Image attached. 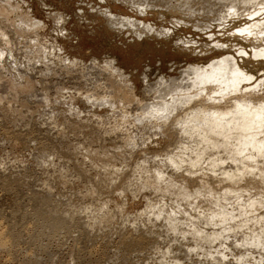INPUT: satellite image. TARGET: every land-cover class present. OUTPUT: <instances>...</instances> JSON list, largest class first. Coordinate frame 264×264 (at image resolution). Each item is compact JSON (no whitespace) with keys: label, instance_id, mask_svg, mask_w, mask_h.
I'll return each mask as SVG.
<instances>
[{"label":"bare ground","instance_id":"6f19581e","mask_svg":"<svg viewBox=\"0 0 264 264\" xmlns=\"http://www.w3.org/2000/svg\"><path fill=\"white\" fill-rule=\"evenodd\" d=\"M116 1H120L121 3L126 4L127 6L131 7L133 10H135L134 13L139 16L145 15L148 10V7H152L150 3L146 2V0H116ZM153 1H156L157 4H159V6L160 4L161 6L162 4H165L166 5V6L164 5L165 7L168 6V7H175L178 9H182V11L185 10L189 14L195 13L196 11H200L203 8H207L208 12L212 13L214 11H217L216 13H218V15L221 14L223 16L248 15L249 18H252V20H250L247 25H244V26L242 25L243 27L238 29L239 30L238 33L242 34L241 36L242 38H244V40L247 39L249 40V42H251L252 50L254 51L252 55H256L255 57H257L258 55H262V56L264 55V16L262 18H259L258 20H255L256 15L264 14V6H262L264 5V0H177V1L153 0ZM205 12L206 11L203 12V15ZM104 13L106 14L108 18L107 20L109 24H111V26H114V27L115 26H121V27L126 26L127 28L130 27L133 29V31H135L136 35L140 37L146 33L162 32L158 28L151 26L150 24L146 23V21L141 20L137 18L136 16H121L111 11H105ZM184 13L182 15H184ZM160 15L159 17L163 18V16H160ZM223 16L221 17L224 19ZM55 18L56 20H58V23H59V20L61 21L62 19H64L63 17H61V15H57V14L55 15ZM176 19L177 17L176 18L174 17V20ZM185 21L187 22V20ZM198 22L201 23L199 19H198ZM223 22L225 23L226 21H223ZM206 23L208 24V26L211 24V22L210 24L209 22H206ZM224 23L222 24L224 25ZM45 26H46L45 21L40 20L39 18L33 16L31 12L25 9L24 5H21L19 2L14 1V0H0V104L7 103L9 106V109L8 107L7 108L3 107L5 110H8V112L2 114L1 113L2 109H1L0 115L4 116L7 114V116H10L8 117V121H9V118L12 119L14 115H16L17 117V115H19L20 113L22 114L24 112L23 114H25L28 108L27 107L28 101L31 100L29 99L30 97H35L33 98V100H36L37 98L38 99L41 98L38 101L36 100L35 104L37 102V103H41L42 106L43 105L45 106L47 104L49 105L52 102L51 98H53V96L50 98L51 96L50 94L52 92H49V89L50 88L52 89L53 84L50 83L52 86L51 87L48 86L47 84L49 82L48 79H50V77H53L54 75L58 76V74L60 73L64 74L65 77L66 76H68V78L70 77V79L73 80L72 81L73 84L71 83L72 84L71 86L75 88L76 94L80 95L82 99H85L87 103H90L93 107L98 106L99 108L101 107L108 108V110L105 109L106 110L105 113L103 112L102 114L101 113L98 114V112H96V109H95L94 114L92 115L90 114L91 116H93L92 119L93 118L96 119L95 121L96 125L93 119L92 123L89 122V125L90 123L92 124L89 129H91L92 126L94 128V125H95V127L99 130V132L103 134V135H100L101 136L100 138H102L103 136H106V134L112 133L113 131L116 132L115 128L116 129L119 128L121 131L120 133L115 134V135L119 134V137L117 139H120V144L119 146L112 148V150L105 149V147H103V144H102L101 145L102 149L99 152L95 151L96 152L95 153L91 148H85L84 146L83 148L80 147L81 143L78 146L83 149L84 157L87 160H89L87 162H91L94 165V167L96 166L100 168V170L102 171L104 169V171L107 172V173H104L105 175L106 174L108 175L111 173V172L108 173V170L109 168L111 170V167H112L115 173L118 174V175L115 174L116 177L115 179H112V181L118 180V183L116 185L118 186L119 184L118 187H120L121 189L128 191V189L131 188L130 186H132L131 189H133L134 192H141L144 189L151 190L153 195L152 194L150 195H152L153 197L151 198L147 195L146 197L147 207L144 210H142L140 215L137 216L136 220L129 221L127 218L124 219V216L127 215V212L125 211V207L123 208L122 206H121L122 208L120 207L121 214H119V218L120 220H123L122 224L124 225L130 223L128 224L129 227L126 229L129 230L131 226L132 229L129 231L131 232L132 230L135 231V233L132 232V234L134 233L135 235L137 232H140L139 237H142L143 239H145V240L140 239L142 242H147L149 244H155L156 246H154V248L158 250L160 249V251L159 252L157 251V252L159 255L158 259L160 260V262H162V264L164 263L167 264L168 262H170L169 264H264V100L258 99L260 96L264 95V88H262L264 86V75L258 77L248 72L246 68L240 65L239 58L243 57V55L245 56V53H246V56H248V51L244 50L241 47L240 50L236 51V54L228 53L223 56L217 57L207 63H202V64L189 63L186 66H184L181 70H179L180 72L178 75L166 76L164 74H158L155 80L152 82L149 80L148 74L144 73L141 76L142 78L141 80L144 81L143 83L144 87L142 86L141 88L143 89L142 93H144V95L148 97H145L144 99H142L141 97L140 99L137 96L138 94H136L137 86L132 80V74L128 73L123 67H121V65L119 64L116 58H106L104 60L99 61L98 58L92 57V61L86 64L82 58L77 59V58H72L71 56H67V54L65 53L64 47L60 46L61 44H59L58 41H55V42L49 41L46 36L42 35L41 31L42 29L45 28ZM165 29L167 30V28ZM168 31H171V30H168ZM209 36L211 35L209 34ZM33 40L34 42H32ZM56 50H58L60 54H58ZM50 56H53V57H50ZM48 61H50V63H47ZM35 75H37L38 78L40 77L38 80L36 79V81H35ZM253 77H255V79H253ZM35 82H38L40 85L36 84ZM59 84H56V85H59ZM38 85L39 87L42 85V87H40L42 92L41 91L38 92L37 91L38 88H35L36 86L38 87ZM64 87L65 85L63 84L61 89L66 90V88ZM57 89H60L59 86ZM71 89L72 91H74L73 88ZM48 92L50 96L48 95ZM53 92H56V90ZM63 92L65 91L63 90ZM67 92L69 93L70 91H67ZM58 94L59 93L57 92V95ZM61 95H63L64 97V94H61ZM70 95L72 94L70 93ZM74 96L76 97V95ZM57 97L54 99H57ZM19 98L23 99L22 102ZM229 99H231L233 103L230 107H225L224 105L227 104V101ZM17 100L18 102L19 101L20 102L17 103L16 102ZM63 101H66V100H64L63 98ZM63 101H60V103ZM214 101H221L222 103H213ZM32 103L34 102L32 101ZM56 103H58V101ZM30 104L28 105L30 106V109H31ZM67 104L71 105L70 107L71 111H75L76 110L75 107L78 108L77 106L73 107L72 106L73 104L72 102L70 103V101L67 102ZM36 106L37 105H35L34 107ZM38 110L41 111L40 108ZM18 111H20L19 114H17ZM28 111L30 112V110ZM35 111H37V109ZM52 111L49 112V114H45L47 115L49 119L51 118L50 116H52L51 114ZM79 112H81V110ZM77 113L78 112H76V114ZM30 114L31 113H29V115ZM72 115H75V114H73L72 112ZM43 116L44 115H42L41 117ZM68 116H67V120L69 118H72ZM76 116L82 118L80 114ZM75 118L73 119L75 120ZM1 119H4V118H1ZM62 119H64L63 116H62ZM86 119L87 117L85 118V121H87ZM37 120H39V116ZM76 120L74 122L75 123L74 127L77 128L80 125L79 127L80 129L81 125L84 124V122L82 121L83 118L82 120L81 119L79 120L83 122V124H79L81 122L77 123ZM15 121H19V120H15ZM10 122L11 121H9V124ZM51 122L52 121H50V123ZM14 125H17V124H14ZM84 125H87V124H84ZM70 126L68 127L70 128ZM63 128H65V125ZM73 128L72 130H74ZM84 128L86 129V127ZM96 128L94 129L96 130ZM59 132H57V134ZM63 132H64V129H63ZM92 132L90 133L92 134ZM61 133L62 132H60V134ZM110 135H107V136H110ZM91 136L92 138L95 137V139L96 137L99 138V136H96V135H91ZM147 136L149 137L159 136V137H163V139L166 137L170 139V141L168 140V144L172 145V147L174 145V147L173 149L171 147L170 149H167V150L164 149V152L166 151V153H162L161 150H160L161 153H159L158 151H157L158 153L155 152L156 154H154L153 156L155 157L154 159H157L158 156L160 159L158 158L159 160L158 161L156 160L157 162L154 160L155 161L154 163H156L154 165L152 163H149V162H152L153 160L148 162L149 159L148 157H146L147 155L143 153L144 155H146L143 157L144 161L142 160L143 161L142 163L136 162L139 164H136V166L135 165L133 166L131 159L134 158V160L137 161L135 159V155H137V153H138L137 157H140L142 155L141 151L145 152L146 150H149L147 149V147L146 148L144 147L146 142H148L149 140ZM85 137H88V140L89 139L91 140V138H89L90 136L87 135ZM146 138H148V140ZM92 140H94V138ZM99 140L101 139H98V141ZM56 144L57 143L53 141L50 144H46V143L44 144L46 145L47 153L46 152L45 153L47 157L51 155L50 152L52 150L50 149V152H48L49 150L47 149L50 146L56 147ZM97 144H99V142ZM168 144L166 146H169ZM48 145L50 146L48 147ZM54 147H51V148H54ZM36 148L37 150L35 151H38L37 146ZM60 149L62 150V148ZM52 151H57V150L55 148ZM139 152H141V155L139 154ZM40 153H37L36 155H41ZM149 153H154V151L153 152L149 151ZM63 156H65V154ZM66 156L68 155L66 154ZM148 156L150 155L148 154ZM47 157L42 159L43 163L44 162L53 163L54 159H52L53 161L52 160L50 161L49 160L50 158L49 157L47 158ZM70 157L72 158V155ZM70 157H69V161H71ZM153 157L150 156V159H153ZM73 159L74 158H72V161ZM129 160L131 161V163L128 164ZM52 163L50 164L51 166L55 165L54 163L53 164ZM124 163L127 166L126 170H131V171L127 172L123 169ZM148 164H150V166ZM5 166H4V169H5ZM63 166L61 165L60 167H62L63 169ZM48 167L49 166H47V169ZM55 167L58 168L57 166ZM87 167H88V164H87ZM129 167L130 169H128ZM7 168L9 169V167H6V169ZM50 168L51 167H49L48 169L49 171H50ZM45 169H43V171ZM47 169L45 171H47ZM1 171L0 173H2ZM78 172L80 174V171ZM97 172L99 173V171ZM8 173L10 172L8 171L7 174L2 173V175L1 174L0 175L2 176V178H3V174H5L6 176L15 175V174L9 175ZM30 173H29L30 176H32L33 173L32 172ZM49 174H52V173H49ZM81 174H83V172ZM123 174L124 176L122 177L121 175ZM38 175L40 174H37V176ZM53 175L51 176L53 177ZM20 176L21 175H19L18 177L20 178ZM30 176L29 178L27 177V179L29 181H32L31 180L32 178H30ZM77 176H78V173H77ZM79 177L80 179L82 178L81 176ZM111 177L114 178V174H112ZM7 178H8V182H12V181H9V177ZM12 178H16V177H12ZM12 178L10 179L13 180ZM44 178L45 177H43V179ZM55 178L53 179L55 180ZM105 178L107 179V177ZM24 179H25L24 181H26V178ZM36 180L38 181V179ZM39 181L42 184L46 183V181L45 182L41 181V179H39ZM68 181L70 180H66L65 182H68ZM41 183H38V184H40L41 186ZM94 183L92 182V187L95 186ZM7 184L9 186V183ZM23 184H26V183L23 182ZM29 184L31 183L29 182ZM32 184L34 183L32 182ZM105 184H107V182ZM84 185L86 186V184ZM47 186L48 187L50 186L51 189H54V186L53 188L49 184ZM105 186L108 187L107 185ZM126 186H128V189H126ZM12 187L14 188V186ZM35 187L38 188V186H35ZM5 188L7 189L6 186ZM94 188L98 190L97 188L99 187H94ZM21 190L23 191V189ZM123 190L120 192L124 193ZM61 191H56V192H61ZM133 191L130 193H134ZM89 192H92V191H89ZM47 193H51L52 194L51 196H53V193L55 192L50 191ZM95 193L96 192H94V194ZM66 194H64L65 196L63 195L64 199L68 198V197L66 198L67 196ZM124 194H121L122 197L124 196ZM39 195L40 194H38L37 196L41 197L42 193L40 196ZM49 196L50 195L47 194V197ZM55 196L57 197V195H54L53 197L55 198ZM38 197L37 198L35 197V198L38 199ZM53 197H50L49 199ZM35 198L33 196V199ZM108 199H110V197ZM122 199H124V197ZM101 201L102 200H100V203H103ZM35 202L38 203L37 200ZM35 202H34V205L37 206ZM44 202L46 205L48 204L46 203V201ZM52 203L54 204L55 208L60 207V205L58 206L56 205L57 206L56 207L55 203L54 202ZM105 203H108V202H105ZM68 204L70 205V203ZM75 204L76 203H74V206ZM66 205L67 204H65V206ZM118 205H122V204H118ZM41 207L43 206L41 205ZM66 207H64L65 211H66ZM79 207H80V210H78V212L77 211L75 212L73 210L74 208L72 205V208H73L72 210L74 211V213L73 212L72 213L73 214L76 213L77 215L79 214L80 218L81 217L83 218L84 214L83 213L80 214V212H82V210H85V208L81 209L82 207L81 205H79ZM13 208L15 209V207ZM69 208H68V211L71 210V208L70 209ZM99 209L97 210H99V215L101 214L100 216L99 215L97 216L94 213V211L93 212L91 211L94 214L89 213L90 211L87 214V217H90L91 219L93 217H96L99 219V221L98 219H96L97 221L96 223L92 222L91 227L94 224H98L99 222L101 223V221L103 222L104 220L106 221L108 217H110L108 218V220H110L111 217L118 214L116 212L119 211L117 209L118 211L115 212L116 214L112 215V214H107L109 212L108 211L105 212L104 211L105 209L103 210L104 213L101 208ZM4 211H6V209ZM8 211H11V210H8ZM68 211L66 212L68 213ZM100 211L102 213H100ZM59 212H64V211H59ZM48 213L45 215L48 216ZM57 213L58 212H56V214ZM72 213L70 212V214ZM70 214L68 216L70 217V220L73 221L74 220L73 218L75 215L72 217ZM91 214L93 215V217H91ZM61 216H64V215L62 214ZM66 216L67 215H65V217ZM59 220H57V222ZM68 220H67V223L65 222L66 220L64 222L65 224L69 225V223H72V222L70 220H69L70 222H68ZM90 220H88V222H85V223L82 222L83 224L81 223V221H78V222H80V224H82V226L84 227L85 225H87L85 230L87 228H90V230L95 234V232L93 231L94 230L93 227L95 225L92 227L93 230L91 229V227H88L90 226L89 225ZM55 221H56V218H55ZM74 221H76V219ZM75 223L76 222H74V224ZM18 224H14V225H18ZM102 224H100L99 226H101ZM108 225L109 223H107V226ZM104 226L106 227V225L103 224L102 228H104ZM11 227H14V226H11ZM79 227H81V225ZM84 227L83 229L80 228L83 232H84ZM64 228L65 227H63V229ZM8 229H10V227ZM87 230L91 232L89 229ZM87 230H86V233L84 232L85 235L81 232L84 236V237L82 236V239L86 237H90L91 233L90 234L89 232L87 233ZM129 231L127 234H129ZM112 232L115 234V232L117 231H112ZM119 232L120 231H118V233ZM131 232H130V235L132 237L134 235H132ZM7 235L6 234L4 235L3 232H1L0 230V236H1L0 245H3L1 243H4L5 246H6V243L11 244L9 242L10 238H8ZM131 237H130V240L132 239ZM139 237L138 236L136 237L137 238L136 242L138 241L137 243L141 242L140 240H138ZM87 239H88L87 243L91 242L89 241V238ZM82 242L80 240L81 244L85 243V242L84 243ZM160 243H164L165 245L163 247H160L158 245ZM80 246L84 248V246L82 245ZM85 247H87L86 243H85ZM123 248H126V247H123ZM155 252L156 250H154L152 253H155ZM150 255L152 254L149 253V256ZM155 255L152 257L155 258ZM149 256L146 257V260L147 258H150ZM36 259L37 258H35V261L40 263ZM40 259L41 258H39V260ZM127 259L125 260L127 261ZM122 262L124 263V261ZM143 262L141 264H145L146 262H148V260L144 263ZM53 263L54 262H52V264Z\"/></svg>","mask_w":264,"mask_h":264},{"label":"rangeland","instance_id":"374dc122","mask_svg":"<svg viewBox=\"0 0 264 264\" xmlns=\"http://www.w3.org/2000/svg\"><path fill=\"white\" fill-rule=\"evenodd\" d=\"M14 1H17L21 5H24V8L27 9L28 11H30L33 16L39 18L40 20L45 21L46 26L41 31L42 35L46 36L49 41H53V42L58 41V43L61 44L60 46L64 47V50H65V53L67 54V56H71L72 58H77V59L82 58L86 64H88L92 61V57L98 58L99 61L104 60L106 58H116L117 61L119 62V64L121 65V67H123L128 73L132 74V80L135 83V85L137 86L136 87L137 88L136 94H138L137 96L140 99H141V97H142V99H144L145 97H148V96L144 95V93H142L143 89L141 88L144 85L143 84L144 81L141 80L142 79L141 76L144 73L148 74L149 80L151 82L155 80V78L158 74H164L166 76H169V75L175 76V75L179 74V72H180L179 70H181L184 66H186L189 63H196V64L207 63V62H209V61H211L217 57L223 56V55L228 54V53L236 54V51L240 50L241 47L244 50L248 51V56H246V55L244 56L242 54L243 57L239 58L240 65L242 67L246 68L248 70V72H250V73H252L258 77L262 76V75H257V74H264V55L263 56L258 55L257 57H255L256 55H252V53H254V51L252 50L251 42H249V40H247V39L244 40V38H242V36H241L242 34L238 33V31H239L238 29H240L244 25H247L249 23V21L252 20V18H249L248 15H243V16H240V15L232 16V15H230L231 17L227 15L228 16L227 17V16H223L221 14L218 15V13H216L217 11H214L211 13V12L207 11V8H203L200 11H196L199 15L198 16L196 12L189 14L185 10L182 11V9H178L175 7H168V6L165 7L166 6L165 4H162V6L160 4V6H159V4H157V2L153 1V0H149V1L146 0V2L150 3V5L152 7H148V10H147L148 13L146 12L145 15H140V16L135 14L134 13L135 10H133L131 7L127 6L126 4L121 3L120 1H116V0H14ZM173 1H177V0H173ZM173 3H175V2H173ZM163 6H164V8H163ZM174 9L175 10L177 9V10L175 11ZM105 11H111V12L118 14V15H121V16H136L137 18L146 21V23L150 24L151 26L158 28L162 32H160V33H146L140 37V36L136 35L135 31H133V29L130 27L127 28L126 26H122L123 27V29H122L121 26H115V27L111 26V24H109V22L107 20L108 18L106 16V14L104 13ZM177 11H178V13H177ZM184 11H185V13H184ZM204 11L207 12V13L206 12L204 13V15H206L207 17L203 15ZM150 12H152V13H150ZM199 12H201V13H199ZM160 13H161V15H160ZM183 13L186 16L182 15ZM56 14L61 15V17L64 18L61 21L59 20V23H58V20H56V18H55ZM164 14H165V16H164ZM207 14L210 16H208ZM159 15L163 16V18L159 17ZM173 16L175 18L177 17L178 21H177V19L174 20ZM221 16H223L224 19ZM263 16H264V14L256 15L255 20H258L259 18H262ZM208 17L209 18L214 17V18L209 19ZM237 18H239V19H237ZM198 19L201 21V23L198 22ZM215 19H217V20H215ZM185 20H187V22ZM194 21L195 22L197 21V22L195 23ZM204 21H205V23L209 22V24L211 22L210 25L212 27L210 25L208 26L207 23L205 24ZM223 21H226V22L224 23ZM222 23H224V25ZM116 27H118V28H116ZM119 27H120V29H119ZM165 28H167V30ZM129 30H131V31H129ZM168 30H171V31H168ZM61 31H62V33H61ZM209 34L211 36H209ZM137 36L140 38H138ZM32 42H34V40ZM218 45H219V47H218ZM234 46H236V47H234ZM56 51L58 54H60V52L58 50H56ZM64 56H66V55H64ZM50 57H53V56H50ZM58 59H56V60H58ZM67 61H69V60H67ZM47 63H50V61H48ZM56 76L57 75L50 77V79H48L49 82L47 83L48 86H50V87L52 86L51 84H53V86H54V87L52 86V89L51 88L49 89V92H52L50 94L51 96L49 95V92H48V95L50 96V98L53 96V98H51L52 104L50 103L49 105L47 104L45 106L44 105L42 106L41 103H37V102L35 104V101L36 100L38 101L41 98H39V99L37 98L36 100H33V98H35V97H30L29 99H31V100H29L30 102L28 101V104L32 103V101L34 102V103L30 104L31 109H33V110H31L30 106L27 104L28 108L26 111L29 112L28 110H30V112H29V113H31L30 115L27 112H25V114H23L24 112L22 114L20 113L21 114L20 115L19 114L20 111H18L17 114H19V115H17V117H16V115H14L12 117V119L9 118V121H11L10 124L8 121V117H10V116H7V114L4 115L5 117L3 115L2 116L0 115V144H1L0 145V156H1L0 157V163H1L0 164V168H1L0 171L3 169L1 171L2 173L7 174V172L9 171L10 172V173H8L9 175L10 174L16 175V176L15 175L6 176L5 174H3V178H2V176H1L2 173H0L1 174L0 175V178H1L0 179V206L3 207V208L0 207V227H1L0 230H1V232H3L4 235L8 234L7 237L10 238L9 242L11 243V244L6 243V246L8 245L7 247L5 246L4 243H1L4 245V247H3V245H0V264H32L33 261H34L33 264H36V263L37 264H41V263L46 264L47 262H48L47 264H52V262H54L53 264H61V263L62 264L63 263H65V264H118V263L122 264L123 263L122 261H124L123 264H132V263L133 264H141L143 261L146 262L147 260H148V262H146L145 264H158V263L162 264V262H160V260L158 259V256H159L158 252L160 251V249L159 250L155 249L154 248V246H156L155 244H149L147 242H142L141 240H145V239H143L142 237H139L140 232H137L138 234L136 233L135 234L136 236H135L134 230H132V232H134L133 234L131 231H129L132 229L131 226H130L129 230L126 229L129 227L128 224H130V223L126 224V225H128V226H126V225L122 224L123 220H120V218H119V214H121L120 213L121 212L120 207L122 206L123 208L125 207V211L127 212V215L124 216V219L127 218L129 221L136 220L137 216L140 215L142 210H144L147 207V201H146L147 195L151 198L153 197L152 196L153 193L151 192V190L150 189H147V190L144 189L141 192H134L133 189H131L132 186H130L131 188H129V189H128V186H126V189H128L129 192L127 190L121 189L120 187H118L119 184H118V186L116 185L118 183V180L112 181V179H115L116 175H118L115 173V171L112 167H111V170L109 168L108 173L114 172V173H112V174H114V178L111 177L112 176L111 173L108 175L106 174L107 175L106 176L104 173H107V172L104 171V169H103V171H104L103 172L102 170H100V168H98L96 166L94 167V165L91 162H87L89 160H87L83 155V153H84V151L82 149L83 146L85 148H91L94 152L95 151L99 152L102 149V146H101L102 144H103V147H105V149H110V150H112V148H115L116 146H119L120 139H117L119 137V134H117V135H115V134L120 133L121 132L120 129L115 128L116 132L113 131L112 133H110L111 135L106 134V136H103L102 137L103 139H102V138H100L101 137L100 135H103V134H101L99 132V130L95 127V125H96V123H95L96 119L95 118H93L94 123H95V125H94V123H93V125H94V128H96V130L93 128V126L91 127V129H89L90 126L92 125L91 123L93 121V119H92L93 116H91V115L94 114L95 109H96V112H98V114L99 113L102 114L103 112L105 113L106 110H108V108L101 107V108H103V109H101L98 106L93 107L90 103H87V101L85 99H82L80 97V95L76 94L75 88L73 86H71L73 84V82H72L73 80L70 79V77L69 78H68V76L65 77V75L61 74V73L58 74L57 77ZM61 77H62V79H61ZM39 78L37 77V75H35V81H36V79L38 80ZM35 83L39 84L38 82H35ZM56 84H59V85H56ZM63 84L65 85L64 88H66V90L61 89ZM39 85H38V87L36 86L35 88H38V90L36 89L38 92L39 91L42 92V90L40 88V87H42V85L40 87H39ZM60 85H62V86H60ZM58 86L60 89H57ZM71 88H73L74 91H72ZM262 88H264V86ZM53 89H55L56 92H53V91H55ZM51 90H53V91H51ZM61 90H62V92H61ZM63 90L65 92H63ZM67 91H70V92L68 93ZM57 92L59 93L58 94L59 96L61 94H64V97H63V95H61L62 97L61 96L59 97L57 95ZM70 93L72 95H70ZM66 94H68V95H66ZM74 95H76V97ZM72 96H73V98H72ZM56 97H57V99H54ZM63 98L66 101H63ZM19 99L22 102L23 99L22 98H19ZM18 100L16 101L17 103L20 102V101L18 102ZM57 101H58V103H56ZM60 101H63V102L60 103ZM69 101H70V103L72 102L73 107L77 106L79 108L78 109L75 107V109H76L75 111L78 112L77 114L75 111H71V108H70L71 105L67 104V102H69ZM33 104L37 105L36 106L37 108L34 107L35 105H33ZM64 104H66V105H64ZM3 107L4 108L8 107V109H9L8 104L7 103L0 104V110L2 109L1 113L2 114L7 113L8 110H5ZM35 108L37 109V111H35L36 110ZM39 108L41 111L38 110ZM57 108H58V110H57ZM56 110H57V112H56ZM78 110L79 111L81 110V112H79ZM33 111H35V112H33ZM42 111H44V112H42ZM51 111H52V113H51L52 116H50L51 118L49 119L47 117V115H45V114H49V112H51ZM64 111H65V113H64ZM72 112L75 115H72ZM59 113H60V115H59ZM62 113H63V115H62ZM32 114H33V116H32ZM54 114H55V116H54ZM78 114H80V116H82L83 120H82V118L76 116ZM109 114H110V112H109ZM26 115L27 116L29 115V116L27 117ZM42 115H44L43 116L44 118L41 117ZM68 115L72 118H69L67 120ZM38 116H39V120H37ZM62 116L64 117V119H62ZM15 117H16V119H15ZM52 117H53V119H52ZM86 117H87V119H86L87 121H85ZM1 118H4V119H1ZM54 118H56V119H54ZM73 118H75V120L77 119L76 120L77 123L81 122V121H79L81 119L84 122V124H87V125H84L83 122L79 123V124L84 125V126L81 125V128H80L81 130H80L79 129L80 125L77 128L74 127L75 120ZM70 119L71 120L73 119V120L71 121ZM5 120L8 122H6ZM15 120H19V121H15ZM43 120L45 121V123ZM49 120L52 122L50 123ZM55 120H56V122H55ZM69 120H70V122H69ZM26 121H28V122H26ZM38 121L40 124L38 123ZM47 121H49V122H47ZM53 122H54V124H53ZM85 122H87V123H85ZM89 122H91L90 125H89ZM11 123H12V125H11ZM14 124H17V125H14ZM66 124L67 125L69 124L68 126L71 125L70 128ZM64 125H65V128H63ZM11 126H13V127H11ZM75 126H77V125H75ZM82 126H83V128H82ZM43 127H45L46 129ZM84 127H86V129ZM60 128H62V129H60ZM72 128L74 130H72ZM63 129H64V132H63ZM93 130L96 132H94ZM16 131H18V132H16ZM59 131L62 133L60 134ZM57 132H59L58 133L59 135L57 134ZM90 132H92V134ZM87 135L90 136L89 138H91V140L90 139L88 140V137H85ZM91 135L99 136V138L96 137V139H95V137H93L94 140H96V141H94V140H92L93 138ZM107 135H110L111 137L107 136ZM115 136H117V137H115ZM147 137L149 138L150 141L148 140V138H146L148 140V142H146L144 147L145 148L147 147V149H149V150H146L145 151L146 153L144 151H141L142 155H141V152H139V154L142 157L141 156L137 157L138 156V153H137V155H135V159L137 161H135L134 158L131 159L133 166L134 165L136 166V164L142 163L144 161L143 157L146 155H147L146 157H148V159H149L148 162L153 160L152 162H149V163H152L154 165V164H156L154 162L156 160L158 161L160 159L159 156H158L159 159L157 157H156L157 159H154L155 157H153V156H154V154H156L155 152L158 151L159 153H161V151H162V153H166V151L164 152V149L167 150V149H170V147L173 149V147H174V145L172 147V145L168 144V140L170 141V139H168L166 137L164 139H163V137H159V136L158 137L157 136H155V137L154 136H152V137L147 136ZM98 139H101V140L98 141ZM52 141L57 143L56 147H54L55 144H54V146L48 145V147L50 146L47 149V150H49L48 152H50V149L54 150L55 148L58 152L51 150L50 153L52 156L51 155L48 156L50 158L49 160L51 161L52 159H54V161H55L54 162L52 160L55 165L51 166L50 164L52 162L51 163L50 162H48V163L44 162L43 163L42 159L47 157L46 156V153H47L46 152V145H44V144L45 143L50 144V143H52ZM97 141L99 142V144H97L98 143ZM60 143H62V144H60ZM83 143H84V145H83ZM79 144L81 145L80 147H82V148H80L78 146ZM167 144L169 146H166ZM36 146L38 147L39 152L35 151V150H37ZM51 147H54V148H51ZM34 148H36V149H34ZM60 148H62V150ZM39 149L42 151H40ZM75 151H77V152H75ZM149 151L150 152L154 151V153H149ZM60 152H61V154H60ZM37 153H40L41 155H36ZM62 153H64L65 156L67 154L69 157L72 155V158H74L73 161H72L71 157H70L71 161H69V157L63 156L64 154H62ZM143 153L146 155H144ZM148 154L150 156H152L153 159H150V156H148ZM43 155L46 157H44ZM136 157L139 159H137ZM2 160H4V161H2ZM76 160H77V162H76ZM21 161H22V163H21ZM58 162L59 163L61 162V163L59 164ZM119 162H121V161H119ZM136 162H139V163H136ZM129 163H131L130 160H129L128 164ZM58 164L60 166L64 165L63 169ZM87 164H88V167H87ZM5 165H7V166H5ZM148 165L150 166V164H148ZM4 166H5V169H4ZM47 166L51 167L52 169L50 168V171H49L48 170L49 167L47 169ZM55 166H57L58 168H56ZM81 166H82V168H81ZM117 166H119V165H117ZM6 167H9V169L8 168L6 169ZM45 167H46L47 171H45L46 170ZM123 167H124L123 169L125 171H127V172L131 171V170H126L127 166L125 165V163H124ZM64 168H65V170H64ZM78 168L81 170H79ZM43 169H45V170L43 171ZM128 169H130V167ZM78 171H80V174ZM81 171L83 172V174H81L82 173ZM97 171H99V173ZM30 172L33 173L32 176H30V174H31ZM39 172H41V173H39ZM48 172L52 173V174H49ZM69 172H70V174H69ZM77 173H78V176H77ZM117 173H119V172H117ZM17 174L21 175L22 177L20 176V178H19L18 177L19 175H17ZM37 174H40V175L37 176ZM61 174H63V175H61ZM66 174H67V176H66ZM99 174H100V176H99ZM45 175H47V176H45ZM51 175H53V177ZM29 176H30V178H32L31 179L32 181H29L27 179V177L29 178ZM39 176H41V177H39ZM54 176L55 177L57 176V177L55 178ZM60 176L63 178H61ZM79 176H81L83 179L82 178L80 179ZM104 176L107 177V179ZM121 176L123 177L124 174ZM7 177H9V181H12V182H8ZM12 177H16V178L18 177V178L16 179V178H12ZM43 177H45V178L43 179ZM92 177H93V179H92ZM10 178H12L13 180H11ZM24 178H26V181H24L25 180ZM53 178H55V180ZM36 179H38V181ZM39 179H41V181H44V182L46 181V183L43 182L44 184H42L39 181ZM66 180H70V181L65 182ZM83 180L85 183L83 182ZM107 180H109V181L111 180L112 182L110 181V183H109V181H107ZM1 181H3V182H1ZM102 181H103V183H102ZM23 182L26 184H23ZM29 182L31 184H29ZM32 182L34 184H32ZM90 182H91V184H90ZM92 182L93 183L95 182L94 183L95 186H93V187H92ZM96 182L97 183L100 182V183L97 184ZM106 182H107V184H105ZM7 183H9V186ZM19 183L20 184L22 183V184L20 185ZM38 183H41V186ZM47 183L49 185H51L52 188L54 186V189H51L50 186L48 187ZM83 183L86 184V186ZM105 185H107L108 187H106ZM111 185L114 186L115 188L112 187ZM5 186L7 187L8 190L5 188ZM12 186H14V188ZM16 186L18 187V189ZM30 186H32V187H30ZM35 186H38V188ZM45 187H47V188H45ZM94 187H99V188H97L99 190V192ZM89 188H90V190H89ZM21 189H23V191ZM91 189H93V190H91ZM52 190H54V191H52ZM55 190L56 191L62 190V191L56 192ZM64 190L65 191L67 190V191L65 192ZM122 190L124 191V193L125 192L126 193L125 194L123 192L121 193L120 191H122ZM20 191H22L23 193ZM50 191L55 192L56 194L53 193V196L57 195L58 198L55 196V198H56L55 199L53 196H51L52 195L51 193H47ZM89 191H92V192H89ZM118 191L120 192V194ZM132 191L134 193H130ZM94 192H96V193L94 194ZM41 193H42V195H41ZM46 193L50 196L47 197ZM66 193H68V194H66ZM38 194H40L41 197H38L37 196ZM64 194L67 195L66 196V198L68 197L67 199L63 198L65 196ZM121 194H124V196H123L124 199H122L123 197ZM150 194H152V195H150ZM33 196H34V198L38 197V199H36V198L33 199ZM50 197H53V198L49 199ZM109 197H110V199H108ZM42 198H44V199H42ZM62 198H63V200H62ZM47 199H48V201H47ZM36 200L38 201V203L35 202ZM55 200H57V201H55ZM100 200H102L101 202H103V203H100ZM122 200L124 203L122 202ZM33 201L37 204V206L34 205ZM44 201H46V203H48V204L46 205ZM50 201L54 202L55 206L60 205V207L56 206L57 208H55L54 204ZM105 202H108L109 204L105 203ZM68 203H70V205ZM74 203H76L75 206H74ZM65 204H67L66 206L68 208L70 207L71 210L74 208L73 210L75 212L76 211L78 212V210H80L79 205H81L82 206L81 209L85 208V210H82V212H80V214H82V213L84 214V217L80 218L79 214H78L79 216L76 213L73 214L74 213L73 210L68 211V208L65 206ZM118 204H122V205H118ZM41 205L43 207H41ZM72 205H73V208H72ZM85 205H86V207H85ZM95 205H96V207H95ZM47 206H48V208H47ZM52 206H53V208H52ZM13 207H15V209ZM64 207H66V211H68L69 214H70V212L71 213L73 212L70 215L72 217L75 215L73 219L74 220L76 219V221H74L72 218L71 219L73 221L70 220V217L68 216L69 214L65 211ZM103 207L105 210L103 209ZM106 207L109 208L110 210L107 209ZM38 208H40V209H38ZM88 208H90V209H88ZM99 208H101L102 211L103 210L105 212L108 211L109 213H107V214H112V215L113 214L115 215L116 213H118V214H116L117 216L111 215L113 218L111 217L110 220H108V218H110V217H108L106 221L104 220V222L101 221V223L99 222L98 224H94L97 222L96 219H98V218L93 217L92 214L95 213L98 216L99 210H100ZM126 208H127V210H126ZM5 209H6V211H4ZM54 209H56V210H54ZM75 209H77V210H75ZM97 209H99V210H97ZM8 210H11V211H8ZM57 210L64 211V212H59ZM55 211L58 213L56 214ZM84 211H86L87 213ZM91 211L92 212L94 211V213H92ZM104 211H103V213H104ZM116 211H118V212H116ZM88 212L92 213L91 214V217H93L92 219L90 217H87ZM97 212H98V214H97ZM11 213H13V214H11ZM44 213L45 214L48 213V216L45 215ZM100 213H102V212L100 211ZM38 214H39V216H38ZM62 214L64 216H61ZM65 215H67V216L65 217ZM54 217L56 218V221H55ZM115 217H117V218H115ZM59 218H60V220H59ZM84 218H86V219H84ZM68 219L73 224L72 223H69V225L65 224V222L67 223ZM57 220H59L58 222L60 224L57 222ZM69 220H68V222H70ZM88 220L91 221V222L89 221L90 226H88V227H91V223L94 222L93 224L96 227L94 225H92V227L94 226L95 228L93 227V229H94L93 230L91 227V229L95 232V234L90 230V228H87L91 231V232H89L86 229L87 233L88 232H89V234L91 233L90 234L91 238L86 237V238L82 239L84 232L86 233L85 228L87 227V225H85V224H84L85 227L82 226V224H83L82 222L85 223V222H88ZM78 221H81L82 224H80V222H78ZM98 221H99V219H98ZM108 221H110V222H108ZM112 221H113V223H112ZM62 222L64 225L62 224ZM74 222H76V223L74 224ZM102 222L104 225H106V227L104 226V228H102V225H103ZM107 223H109L110 226L109 225L107 226ZM14 224H18V225H14ZM100 224H102V225L99 226ZM115 224H116V226H115ZM80 225H81V227H79ZM11 226H14V227H11ZM9 227H10V229H8ZM61 227H62V229H61ZM63 227H65V228L63 229ZM83 227H84V232L81 230V229H83ZM122 230H124V231H122ZM112 231H117V232H115V234H114ZM118 231H120V232L118 233ZM128 231H129V234H127ZM125 232H126V234H125ZM130 232L135 237L134 236L131 237ZM116 233H118V234H116ZM112 234H113V236H112ZM87 236H89V235H87ZM111 236H112V238H111ZM137 236L139 237L138 240L141 239L140 241L142 243L141 242L137 243L138 241L136 242ZM130 237L132 238L131 240H130ZM87 238H89V241H91V242L87 243L88 242ZM94 238H96V239H94ZM0 239H1V236H0ZM90 239H92V240H90ZM80 240H81V242L83 240L82 243L85 242L87 247H85V243L81 244ZM124 241H126L127 243ZM78 244L84 246V248ZM125 245H127L128 247ZM158 245L160 247H163L165 244L160 243ZM123 247H126V248H123ZM140 247H142V248H140ZM144 248H145V250H144ZM154 250H156V252L158 251L157 253L155 252L156 255H155V253H152ZM149 253L152 255L149 256ZM153 254L155 255V258L152 257V256H154ZM148 256L150 258H147V260H146V257H148ZM127 257H128V259H127ZM35 258H37L36 260H38L40 263L35 261ZM39 258H41V259L39 260ZM125 259H127L128 262ZM41 260H42V262H41ZM51 260H52V262H51ZM169 263L170 262H168L167 264H169ZM164 264H166V263H164Z\"/></svg>","mask_w":264,"mask_h":264},{"label":"snow or ice","instance_id":"6c2138e0","mask_svg":"<svg viewBox=\"0 0 264 264\" xmlns=\"http://www.w3.org/2000/svg\"><path fill=\"white\" fill-rule=\"evenodd\" d=\"M262 6H264V5H262ZM245 55H246V53H245ZM257 75H264V74H257ZM253 79H255V77H253ZM237 98H239V97H237ZM258 99H260V100H264V95L260 96ZM213 103H222V102H221V101H214ZM232 103H233V101H232L231 99H229V100L227 101V104L224 105V106H225V107H230V106L232 105Z\"/></svg>","mask_w":264,"mask_h":264}]
</instances>
